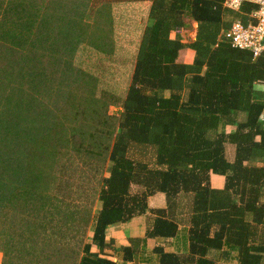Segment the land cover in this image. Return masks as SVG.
I'll return each mask as SVG.
<instances>
[{
  "label": "trees",
  "instance_id": "1",
  "mask_svg": "<svg viewBox=\"0 0 264 264\" xmlns=\"http://www.w3.org/2000/svg\"><path fill=\"white\" fill-rule=\"evenodd\" d=\"M104 1L0 0L2 264H116L108 228L149 213L147 237L187 228L188 251L158 245L160 264H264V53L225 36L257 6L150 0L114 116L115 92L74 64L82 46L115 53V0ZM134 147L153 150L154 165L133 159ZM157 193L166 209L149 208ZM123 251L132 260L133 248Z\"/></svg>",
  "mask_w": 264,
  "mask_h": 264
},
{
  "label": "rangeland",
  "instance_id": "2",
  "mask_svg": "<svg viewBox=\"0 0 264 264\" xmlns=\"http://www.w3.org/2000/svg\"><path fill=\"white\" fill-rule=\"evenodd\" d=\"M112 2L114 14H111V17L115 21V35L113 36L116 43L115 53L103 55L88 46H82L75 56L74 64L99 79L98 87L103 89V91L106 89L115 92L112 106L109 108V114L119 116L121 109L118 100L123 97L133 72L141 34L144 27L148 24L150 0H115ZM106 13L107 11H102V14ZM100 22L103 23L102 20ZM190 23L191 27L189 29L180 30L183 41L187 43L192 42L195 36L194 22ZM227 149L228 158L232 160L234 147L228 146ZM130 155L137 161L147 162L151 166L154 165V152L151 149L134 147ZM137 189V187H134L133 191L135 192ZM95 209L96 211L100 209L99 203L96 204ZM58 264L62 263L58 262Z\"/></svg>",
  "mask_w": 264,
  "mask_h": 264
},
{
  "label": "crops",
  "instance_id": "3",
  "mask_svg": "<svg viewBox=\"0 0 264 264\" xmlns=\"http://www.w3.org/2000/svg\"><path fill=\"white\" fill-rule=\"evenodd\" d=\"M197 24L194 23L195 36ZM195 58V51L188 49L182 57L183 61L191 64ZM259 89L264 90V85H259ZM235 128L229 126L226 128L227 132H232ZM211 184L213 188L223 189L225 185V178L222 176L212 175ZM167 197L163 193H157L148 199V206L150 209H166ZM154 221L152 214H144L134 217L125 224L113 225L108 228V235L106 242L111 244L106 253L109 254L116 264H160L159 256L154 249L158 245H163L165 251L170 253L183 254L188 251L187 228L180 226L178 235L169 241L162 238L147 237L148 230L151 229ZM124 247L133 248L132 260H125ZM2 254L0 253V264H2ZM234 262V263H233ZM228 264H237L236 261H231Z\"/></svg>",
  "mask_w": 264,
  "mask_h": 264
},
{
  "label": "built area",
  "instance_id": "4",
  "mask_svg": "<svg viewBox=\"0 0 264 264\" xmlns=\"http://www.w3.org/2000/svg\"><path fill=\"white\" fill-rule=\"evenodd\" d=\"M244 4L257 6L252 14L253 22L245 25L237 20L225 33L234 48L250 51L255 58L264 53V0H225L224 7L231 11H240Z\"/></svg>",
  "mask_w": 264,
  "mask_h": 264
}]
</instances>
